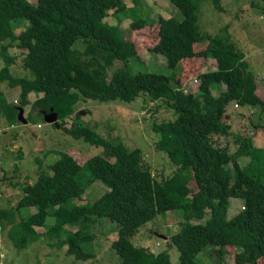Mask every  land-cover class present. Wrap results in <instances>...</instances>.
Wrapping results in <instances>:
<instances>
[{"label": "trees", "instance_id": "1", "mask_svg": "<svg viewBox=\"0 0 264 264\" xmlns=\"http://www.w3.org/2000/svg\"><path fill=\"white\" fill-rule=\"evenodd\" d=\"M168 1L181 11L183 18L159 17L157 40L149 50L164 54L169 68L196 55L215 58L214 69L197 72L199 84L194 91L182 90L188 76L132 71L127 61L139 55L135 42L119 36L117 24L104 22L108 11H126L122 0H0V55L4 61L0 81L19 87L15 105L30 104L31 110L38 113L52 107L58 128L73 116L74 105L87 99L131 102L145 94L153 102L163 101L175 115L172 120L152 125L159 136L156 149L176 166L169 177L160 180L142 162L139 148L129 149L121 142L107 141L91 127L72 119L63 129L73 138L102 146L103 151L82 162L67 150L60 151L48 165V172L39 167L34 181H24L17 202L0 207V231L15 246L24 247L28 240L40 242L44 234L54 247L63 245V253L73 260L93 259V264H104L98 261L94 250L85 246L95 237L85 231L90 230L88 224L94 216L117 226L110 242L120 257L115 264H172L166 249L152 250L130 238L156 216L179 210L184 221L171 240L184 264H198L195 255L207 245L215 251L218 262L230 250L234 264H264V183L258 177L259 170L256 173L251 164L257 158L255 148L245 138L230 152L212 139L228 133L230 126L223 118L230 102L258 107L264 113V96L256 93L255 75L227 24L209 34L198 25L196 0ZM260 3L259 16L264 21V0ZM211 4L217 12L224 11L221 0H211ZM137 21L144 22L138 28L152 24L137 17L132 22ZM78 39L83 41L82 48L73 45ZM203 39L206 44L197 50V43ZM10 46L23 52L20 63L30 75L11 72L15 57L9 53ZM115 60H120L121 65L109 74ZM220 85L224 88L214 95V88ZM31 92L41 95L30 103ZM15 105L7 101L0 89V122L12 125L16 121ZM260 128L264 131V123ZM240 155L249 156L246 166L237 162ZM229 163L233 182L225 168ZM83 169L91 175L85 184L80 182ZM94 181L107 191L92 203L69 206V201L80 198ZM230 198L241 199L242 207L228 218ZM30 207L36 211L21 214ZM207 211L209 216L202 223ZM51 213L54 224L37 231L34 226L43 225Z\"/></svg>", "mask_w": 264, "mask_h": 264}, {"label": "rangeland", "instance_id": "2", "mask_svg": "<svg viewBox=\"0 0 264 264\" xmlns=\"http://www.w3.org/2000/svg\"><path fill=\"white\" fill-rule=\"evenodd\" d=\"M29 1L36 2V0ZM196 1V16L200 29L209 34H215L221 26L228 25L233 40L244 50L245 59L255 75L256 93L264 96V21L259 16L260 0H221L224 9L222 13L213 8L211 0ZM122 2L127 8L126 11L118 14L112 10L108 11L104 22L117 24L119 36L130 38L135 42L139 55L137 58L130 57L127 61L132 71H154L165 74L175 72L179 77L188 76L182 90H195V87L191 86L192 80L195 77L198 78L197 72L214 69L215 58L196 55L179 61L175 68H169L164 54L149 50L157 40V19L162 17L181 20L183 18L181 11L168 0H122ZM134 17L152 24L148 23L138 28L144 22H132ZM205 44V39L199 41L196 49L203 48ZM73 45L82 48L83 41L78 39ZM9 53L15 57L14 62L10 64L11 72L15 75H30L31 72L20 63L23 52L16 46H10ZM3 64L4 61L0 55V67ZM120 65L121 61L115 60L108 69V73L110 74L112 69ZM223 88V85L215 87L213 94L217 95ZM0 89L7 101L13 105L17 104L20 91L18 86L10 87L7 81L3 80L0 81ZM37 96L39 94H36ZM36 97L32 93L28 94L29 102H33ZM22 108L26 123L18 121V118L12 125L2 120L0 122V207L10 206L9 200L21 193L24 181L30 183L35 180L36 174L40 171L39 167L48 172V165L56 160L60 151L67 150L80 162L89 156L102 153V146H95L82 138H73L63 129L72 123V119L73 122L91 127L107 141L121 142L129 149L139 148L142 153V162L148 166L157 180L169 177L176 169L167 155L155 147L159 136L152 129L153 123L172 120L175 117L174 110L165 106L161 100L153 102L145 94H141L131 102L81 100L74 105L73 116L62 121L63 127L59 128L45 121L41 113L31 110L30 104ZM79 110H85L89 118L81 114L76 116ZM225 113L226 117L224 116L223 121L230 126L228 133L215 135L212 139L217 145L227 147L230 152H234L243 139H249L251 146L255 148L253 152L257 156L251 164L254 166V171L259 170L258 177L264 183V131L260 128V125L264 123V113H261L258 107L237 105L234 102L226 106ZM75 117L79 119L74 120ZM248 161V155L237 157L240 166H246ZM225 168L231 173L233 182L231 163ZM24 174L26 177L23 178ZM90 177L89 170L83 169L80 182L85 184ZM8 191L17 193L11 194L8 198V196L5 197ZM105 191L107 189L99 181H94L80 198H72L68 204L70 206L92 203ZM241 204L242 201L239 198L229 199L228 218L241 209ZM29 210L30 208H24L21 214L27 215ZM208 216L207 211L201 222H205ZM54 221L55 218L51 213L46 217L43 225H35L34 228L37 231H44L54 224ZM183 221L181 211H168L140 226L130 239L133 243L148 246L152 250L166 249L172 264H184L180 258L179 249L171 240V236L180 229ZM88 226L90 230L85 231L94 233L95 237L85 244L86 248L96 252L98 261L104 264H115L120 257L111 248L110 242L115 237L116 224L107 219L91 216ZM65 227L70 230L75 229V226ZM78 227L76 225V228ZM43 235L41 234L40 242L28 240L26 246L17 247L0 231L3 264H93V259L73 260L70 255L63 253V245H56V248L50 244L49 239L45 240ZM36 243L39 244L36 245ZM228 251L218 262L215 251L207 245L195 255V260L198 264H234L233 251Z\"/></svg>", "mask_w": 264, "mask_h": 264}, {"label": "water", "instance_id": "3", "mask_svg": "<svg viewBox=\"0 0 264 264\" xmlns=\"http://www.w3.org/2000/svg\"><path fill=\"white\" fill-rule=\"evenodd\" d=\"M17 111H18L17 112L18 121L22 123H26V120L23 117V108L17 107ZM40 113L44 116L45 121H47L48 123H53L55 126L58 125L57 114L55 113L52 107H50L48 111L40 110ZM80 114L86 115L89 118V115H87V112L85 110H79L78 112H76L75 115L78 116Z\"/></svg>", "mask_w": 264, "mask_h": 264}, {"label": "crops", "instance_id": "4", "mask_svg": "<svg viewBox=\"0 0 264 264\" xmlns=\"http://www.w3.org/2000/svg\"><path fill=\"white\" fill-rule=\"evenodd\" d=\"M32 94H33V96L34 97H36V94L34 93V92H31ZM30 93V94H31ZM41 94H39V96H40ZM10 188V187H9ZM10 189H15V188H10ZM7 191V190H6ZM17 192H15V191H8V194L5 196V197H7L8 196V198H10L11 197V194H16ZM21 195V193H18V194H16V196H14V198H12L11 200H9V204L10 205H13V204H15V202H17V200L19 199V197H21L20 196ZM242 205V204H241ZM5 207H8V206H5ZM36 211V209L34 208V207H30V210H29V213H34ZM75 228V227H74ZM37 244H39V243H36V245Z\"/></svg>", "mask_w": 264, "mask_h": 264}, {"label": "built area", "instance_id": "5", "mask_svg": "<svg viewBox=\"0 0 264 264\" xmlns=\"http://www.w3.org/2000/svg\"><path fill=\"white\" fill-rule=\"evenodd\" d=\"M198 84H199V80H198V78H194L193 80H192V82H191V86L192 87H195V89L197 88V86H198ZM187 88V87H186ZM190 91H194V90H184L183 89V92H190Z\"/></svg>", "mask_w": 264, "mask_h": 264}]
</instances>
